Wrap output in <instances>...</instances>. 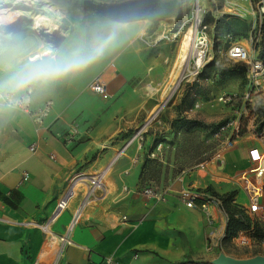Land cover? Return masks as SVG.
Returning <instances> with one entry per match:
<instances>
[{
	"label": "crops",
	"instance_id": "crops-1",
	"mask_svg": "<svg viewBox=\"0 0 264 264\" xmlns=\"http://www.w3.org/2000/svg\"><path fill=\"white\" fill-rule=\"evenodd\" d=\"M21 24L19 21L15 27H6L20 32L14 40L0 45L5 62L8 54L17 48L27 51L39 48L33 59L43 55L41 41L35 34L24 32ZM160 44L163 43L159 42L153 49L156 51ZM61 47L62 44L50 52ZM130 52L136 56V63L138 50ZM116 55L118 70L111 63V71L104 66L86 78L88 87L89 80L101 74L110 94L107 100L125 91V82L121 80L123 53ZM214 60L222 66L239 65L228 58L223 62ZM209 69H204L205 73ZM9 75L0 64V82ZM210 79V73L198 79L196 75L192 104L185 113L197 111L201 106L197 100L200 95L197 80ZM67 80L29 91L32 109L50 101V109L38 128L29 114L12 104L15 97L26 91L12 94L0 89V264H99L104 256H112L119 264H180L188 259L212 263L224 235L226 214L215 202L208 203L204 209L187 207L180 193L183 189L197 191L198 188L208 194L205 189L209 187L217 192L223 184H234L240 188L234 201L247 208L248 200L239 176H260L264 181V170L260 172L259 168L264 160V134L256 133L250 124L243 134H234L237 117H222L229 120L221 128H229L234 123L227 135L231 145L222 149L218 158H213L214 153L203 166L195 164L182 169L172 178L165 166L171 164L164 162L157 179H147L143 185L152 187L156 196L148 195L144 188H139V173L147 151L133 143L126 148L125 155L114 157L116 152L112 149L116 144L105 147L106 140L115 132L114 127L106 131L103 116L92 127L97 115L86 112L88 102L70 88ZM220 81L219 97L227 98L244 90H240L242 80L238 75ZM119 104L125 105L122 100ZM72 123H76L78 133L70 139L72 135L68 132ZM30 146H34V151ZM251 150L261 156L260 161L251 158ZM105 166L108 170L103 191L82 205L76 224L68 228L82 200L85 183L78 186L67 207L51 219L74 173L92 174ZM24 171L28 173L27 179H22ZM41 224H47L50 232L65 236V240L56 242L58 246L54 247L50 233Z\"/></svg>",
	"mask_w": 264,
	"mask_h": 264
},
{
	"label": "rangeland",
	"instance_id": "rangeland-1",
	"mask_svg": "<svg viewBox=\"0 0 264 264\" xmlns=\"http://www.w3.org/2000/svg\"><path fill=\"white\" fill-rule=\"evenodd\" d=\"M104 1L107 2L105 5L89 0H0V45L15 39L20 31L6 27L19 21L24 32L35 34L41 41L43 55L61 44V48L70 44H87L96 36L115 32V40L102 58L65 79L68 78L70 88L88 102L86 112L97 115L91 123L92 127L97 125L99 118L106 119V131L114 127V134L108 137L105 144V147L116 144L112 149L116 152L114 157L125 155L126 148L137 143L147 151L142 163L146 158H156L161 165L169 163L171 165L165 166L169 168L166 171L172 178L179 167H190L187 165L197 158V152L198 155L201 153L211 157L222 148L225 141L230 139L227 135L234 124L214 134L199 129L179 135L180 115H177L176 104L185 92L194 97L191 94L194 92L193 83L197 72L205 64L211 59L227 61L226 49L231 42L242 43L249 48L251 56L264 60V16L259 15L256 0H136L127 4H123V0ZM196 5L199 8L197 28L194 25ZM125 11H133L131 15L143 12L144 17L133 15L134 19L123 20ZM191 28H195L198 37H205L204 45H201L204 50L203 61L195 71L185 72L175 89H166L178 58L180 43ZM159 42L163 44L157 46L155 51L153 46ZM135 48L138 50L136 63V56L130 52ZM120 51L123 53L121 80L125 82V91L107 100L86 87V78L104 66L111 71V63L118 70L116 54ZM152 53L154 57H151ZM211 71L209 81L197 80L200 85L197 87V93L200 94L197 100L201 106L197 107V111L183 112L181 115L193 117L195 113V117L205 123L218 121L225 116L232 119L237 117L235 131L243 127L246 129L250 124L256 132L262 120L258 118L257 110L264 109V98L254 104L245 101L243 94L249 88L246 78L241 81L240 90L244 88L242 92L228 95L227 98L222 95L220 97L225 100L219 99L221 81L214 79L215 74ZM60 82H64V79ZM120 100L124 106L119 104ZM184 105L182 103V107ZM77 133V125L72 123L68 132L72 135L70 139ZM260 134H264V129ZM143 185L139 188H144ZM233 189L237 192L240 188L234 184H223L217 192L222 194ZM205 192L211 195L206 189ZM53 246L58 244L55 242ZM216 253L248 258L264 255V244L244 247L229 239L221 241Z\"/></svg>",
	"mask_w": 264,
	"mask_h": 264
},
{
	"label": "built area",
	"instance_id": "built-area-1",
	"mask_svg": "<svg viewBox=\"0 0 264 264\" xmlns=\"http://www.w3.org/2000/svg\"><path fill=\"white\" fill-rule=\"evenodd\" d=\"M256 5L259 15L264 16V0H256ZM226 55L231 61L246 68V78L249 81V88L243 94L245 101L254 104L255 101L264 98V60L251 56L249 48L240 42H231L226 49ZM87 86L92 91L98 93L102 98L106 99L110 97V94L106 89V84L100 73L95 74L89 80ZM219 99L225 100L224 97H220ZM12 104L29 114L37 128L40 127L42 118L48 113L50 109V101H46L41 106L32 109L29 102V91H26V93L23 95L15 97L12 101ZM230 145L231 140L227 139L223 147L215 152L213 158H218L220 156L221 150L229 147ZM34 149V146H30V150L34 151ZM253 151L255 150H251V158L260 161L261 156H259V154L254 155L252 153ZM208 160H210V158ZM208 160L198 163L197 166H203ZM107 170L108 166H105L101 170L89 175H86L83 171H77L74 173L70 180V187L66 193L58 199L51 219H53L60 211L67 207L69 200L75 196V190L78 189V186L85 183L86 185L82 191V200L76 207L68 228H71L74 224H76L79 219L82 205L87 204L88 201L97 197L103 191L104 178ZM27 178L28 173L24 171L22 173V179ZM239 178L241 180L240 186L245 192L248 200L246 208L248 215L252 221H258L264 225V201H262V194H264V181H262L260 176L256 178H248L244 174L240 175ZM144 192L148 195H155L154 189H152V187H145ZM180 197L183 199L187 207L197 206L200 209H204L210 202H215L219 205V207H221L219 199L213 195L201 193L200 191L183 189L180 193ZM40 226L47 233H50L47 224H41ZM64 240L65 236H61L60 241L58 242H63ZM233 240L237 245L244 247H250L251 245L255 244H264V241L257 242L253 240L248 230L239 231ZM207 247L210 248V244H208ZM55 250L58 252L59 247H57ZM99 264L119 263L112 256H104Z\"/></svg>",
	"mask_w": 264,
	"mask_h": 264
},
{
	"label": "trees",
	"instance_id": "trees-1",
	"mask_svg": "<svg viewBox=\"0 0 264 264\" xmlns=\"http://www.w3.org/2000/svg\"><path fill=\"white\" fill-rule=\"evenodd\" d=\"M138 1L140 0H137L136 2ZM132 12L125 11L123 20L134 19L133 15L138 18L144 17L143 12H139L137 14L135 13L131 15ZM262 57H264V55H262ZM209 67H211V70L214 71V74L220 80L233 75H238L242 81L246 79V68L244 66L242 65L222 66L214 59L211 60L210 63L205 65V68H202V70L197 73V76L198 77L208 76L210 70L208 71V73H205L204 69H207ZM192 98L193 97H190V95L187 92H185L183 98H181V101L176 104L177 115H180L179 116L180 118L178 119L179 130H180L179 135L189 134L199 129L207 130L210 134H214L215 132H218L219 129L228 122L229 120L228 118H222L218 121L205 123L202 122L201 120H198L197 118L181 115L185 110H187L191 106ZM182 103H185L183 107H182ZM257 116L258 118L262 119L256 128V133L260 134L262 129H264V109L262 108L258 109ZM245 130L246 129L243 127L238 131H236L234 134L241 135L245 132ZM198 154L199 153L197 152V158L194 161L190 162V164L187 166L198 164L210 158V155L201 154V153L200 155ZM184 168L185 167H179L178 172H180ZM160 172H161V162H159L156 158H151V159L146 158L140 172L141 184H145L144 181H146L147 179H157ZM206 190L210 191V193L213 196L219 199L221 207L227 217L222 241L233 239L236 236V234L241 230H248L251 238L257 242L264 241V227H262L264 225H262V223L258 221H252L246 211V208L234 201L236 190L233 189L231 191H227L222 194L212 190L211 187L207 188ZM180 264H213V263L205 260L188 259L185 261H181Z\"/></svg>",
	"mask_w": 264,
	"mask_h": 264
},
{
	"label": "clouds",
	"instance_id": "clouds-1",
	"mask_svg": "<svg viewBox=\"0 0 264 264\" xmlns=\"http://www.w3.org/2000/svg\"><path fill=\"white\" fill-rule=\"evenodd\" d=\"M115 35L113 32L107 36H96L87 44H70L36 59L32 57L37 55L39 48L34 51L13 49L6 62L0 55V64L10 72L8 78L0 82V89L12 94L23 93L79 73L106 54Z\"/></svg>",
	"mask_w": 264,
	"mask_h": 264
},
{
	"label": "bare ground",
	"instance_id": "bare-ground-1",
	"mask_svg": "<svg viewBox=\"0 0 264 264\" xmlns=\"http://www.w3.org/2000/svg\"><path fill=\"white\" fill-rule=\"evenodd\" d=\"M196 17L194 20V25L197 28L198 24V12L199 8L196 5L195 7ZM11 27H15L17 23L10 24ZM204 36H197L195 28H191L184 35L180 46L178 58L175 61L174 67L170 73L169 81L166 86V89L173 90L177 87L178 81L185 72H193L203 61V52L201 45H204ZM170 92V91H168ZM50 241L52 244L60 241V237L50 232Z\"/></svg>",
	"mask_w": 264,
	"mask_h": 264
},
{
	"label": "water",
	"instance_id": "water-1",
	"mask_svg": "<svg viewBox=\"0 0 264 264\" xmlns=\"http://www.w3.org/2000/svg\"><path fill=\"white\" fill-rule=\"evenodd\" d=\"M89 1L96 2V3L101 4V5H105L107 3L104 0H89ZM133 1H136V0H123L122 2H123V4H127V3L133 2ZM166 101L167 100H165L164 102H166ZM219 167H221V166H219ZM262 170H264V160H262L260 163V172ZM212 263L213 264H264V255L257 254V255H254V256L248 257V258H235V257L229 256V255L224 254V253H219L212 260Z\"/></svg>",
	"mask_w": 264,
	"mask_h": 264
}]
</instances>
